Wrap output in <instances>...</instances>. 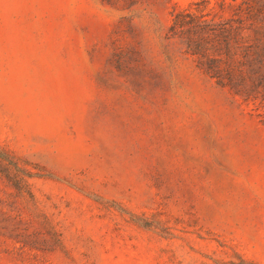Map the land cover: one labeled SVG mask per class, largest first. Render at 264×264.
<instances>
[{
  "label": "rangeland",
  "instance_id": "374dc122",
  "mask_svg": "<svg viewBox=\"0 0 264 264\" xmlns=\"http://www.w3.org/2000/svg\"><path fill=\"white\" fill-rule=\"evenodd\" d=\"M196 1L0 0V264H264V107L164 39Z\"/></svg>",
  "mask_w": 264,
  "mask_h": 264
},
{
  "label": "trees",
  "instance_id": "16d2710c",
  "mask_svg": "<svg viewBox=\"0 0 264 264\" xmlns=\"http://www.w3.org/2000/svg\"><path fill=\"white\" fill-rule=\"evenodd\" d=\"M101 1L124 10L144 0ZM215 6L223 11L226 1L216 0ZM215 6L211 0H199L174 7L164 39L178 41L184 54L195 60V67L217 87L243 102L264 107V0L230 4L233 11L226 18Z\"/></svg>",
  "mask_w": 264,
  "mask_h": 264
}]
</instances>
